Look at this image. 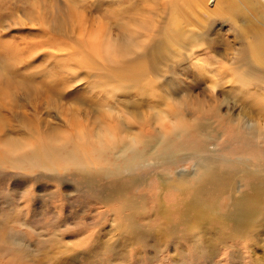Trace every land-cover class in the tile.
<instances>
[{"label":"rangeland","instance_id":"374dc122","mask_svg":"<svg viewBox=\"0 0 264 264\" xmlns=\"http://www.w3.org/2000/svg\"><path fill=\"white\" fill-rule=\"evenodd\" d=\"M168 1L0 0V138H3L0 148H7L6 140L14 133L32 131L33 134L38 128L43 130L48 127L66 129L65 124L72 117L77 122L81 121L82 126L72 125L73 128L69 130L75 136L79 133L84 136L90 116L95 115L97 110L109 114L104 108H98L99 101L114 103L108 102L106 98L123 101L121 97L124 96L128 97L127 101L134 102L139 98L140 93L134 91L125 95L120 86L127 87L128 84L110 77L105 72L108 70L107 64L82 44V41L90 40L96 33L105 38L101 39L107 45V41L112 45V41L122 42L129 33L133 34L143 48L133 52L132 58L137 55L148 58L150 70L147 81L151 84L146 86L152 92L157 87L162 98L172 101L173 105L177 103V94L181 90L183 68L189 60L194 64L211 61L208 46L224 51L234 67L244 65L254 75V78L249 75L246 80L249 92L264 98V65L250 49V44L257 39L258 34L264 33L262 8L244 0H220V3H216L217 0L216 4L215 0H209L207 9L196 11L189 26H183L186 34L191 33L192 39H204L207 42L204 48L189 50L185 39L178 45L161 43L167 34ZM232 5L236 7L234 10L230 9ZM239 47L250 67L242 59ZM82 74L88 76L84 78L86 81ZM104 74L116 82L100 92L98 79L105 77ZM96 81L99 89L95 88ZM226 81L222 83L224 87H229ZM204 87L202 84L201 88ZM109 90L112 91L111 96L108 95ZM147 95L150 97L152 94ZM81 96L88 98L85 101ZM161 106L157 110H165ZM173 161H177L176 164ZM196 161L190 157L182 161L170 160L163 163L165 165H136L134 169L130 167L122 173L125 179L137 180L132 190H127L130 194L132 191L140 196L154 198L150 202H139L148 214L145 219L142 216L136 219L145 225L143 231L148 239L145 241L147 244L164 246V242H169L171 248H168L167 255H170L171 260L165 258L167 248H161L163 253L153 256L151 252L135 246V242L130 243L131 240L126 237L128 231L121 220H113L111 216L116 213L110 210H114L120 202H98L95 199L100 194L95 199L93 194L78 196L67 182L48 184L44 188L41 182L32 183V178H18L20 174L15 170H0V264H83L86 250L89 252L92 248L94 255L90 261L95 264H196L193 258H210L208 254H196L194 251L204 245L219 250L224 241H208L222 235V224L215 219H212L214 223L197 218H194L195 223H185L187 230L194 231V227H199V230L194 231L199 238L195 235L185 240L162 239L167 236L165 232L169 220L176 214L165 212L171 210L174 204L172 199L158 200L161 191L156 176L173 177L180 170L189 171ZM159 165H163L162 168ZM66 172L61 169L56 175L67 177ZM241 177V174L237 175L236 179ZM101 185L105 189L116 186L100 183L95 191ZM56 190H62L64 195L52 198ZM229 196L226 194L217 202L222 214L229 208ZM104 204H108V212ZM13 236L23 246L18 241L17 245H11L16 240ZM250 239L251 248L243 240L241 243L250 250V255H240L239 251L237 258H222L223 255L216 258L223 259L222 264H264V234L259 233L255 239Z\"/></svg>","mask_w":264,"mask_h":264},{"label":"bare ground","instance_id":"6f19581e","mask_svg":"<svg viewBox=\"0 0 264 264\" xmlns=\"http://www.w3.org/2000/svg\"><path fill=\"white\" fill-rule=\"evenodd\" d=\"M208 1L169 0L167 34L161 43L178 45L185 39L187 46L189 44V50L204 48L207 42L204 39H192L191 33L186 34L183 26L186 28L189 26L190 19L194 17L196 11L207 9ZM244 2L258 4L264 16V0ZM216 3H220V0ZM235 8L234 5L230 6L232 10ZM96 34L90 37V40L82 41V44L107 64L108 70L105 72L110 77L128 84L127 87L120 86L125 95L134 91L136 94L140 93L139 98L134 102L127 101L128 97L124 96L121 97L123 101L106 98L108 102L114 103L99 101L98 108H104L109 114L105 115L99 110L95 115L92 114L84 136L81 133L75 136L69 130L73 128L72 125L82 126L81 121H75L74 117L66 122V129L38 128L36 131L32 129L35 131L33 134L30 131L10 135L15 138L6 140L7 148H0V170H15L20 174L18 178H32V183L41 182L44 188L48 184L60 185L67 182L78 196L88 197L93 194L92 197L95 199L100 194L95 199L98 202H120L114 210H110L116 213L111 216L113 220H121L128 231L126 237L131 240L130 243L135 242V246L151 252L153 256L167 248L165 258L171 260L170 255H167L168 248H171L169 242H164V246L147 244L145 241L148 239L143 231L145 225L136 219L141 216L145 219L148 214L143 204L139 202H150V199L154 198L140 196L132 191L130 194L127 190H132L137 180L125 179L122 173L136 165L138 167L157 165L175 159L182 161L190 157L195 158L197 161L189 171L180 170L173 177L156 176L161 191L158 200L172 199L174 204L171 210L165 212L176 214L169 220L170 224L165 232L167 236L162 239L173 241L194 237L196 235L194 231L199 230V227H194V231L187 230L186 222L195 223L194 218H197L212 223V219H215L222 224L220 225L222 235L208 241L224 242L220 248L216 244L218 251L208 245L195 250L196 254H208L210 257L193 258L196 259V264H222L223 259L216 258L221 255L222 258H237L241 253L250 255V250L241 243L244 241L245 245L251 248L250 238L255 239L259 233L264 234V98L253 95L248 90L249 84L246 80L249 75L253 78L254 75L242 64L234 67V63L224 51L208 46L211 61H198L194 64L189 60L183 68L181 90L177 94V103L173 105L172 101L168 102V99L162 98L157 87L156 91L152 92L146 86L151 84L147 81L150 70L148 58L143 55L132 58L133 52L143 48L142 43L135 39L133 34L129 33L127 39L123 38L122 42L112 41L114 43L112 45L110 41H107L109 45L104 44L105 38ZM256 38L250 44V49L264 65V33H259ZM133 48L134 50H131ZM238 49L242 59L249 66L242 48ZM250 62L259 66L253 60ZM97 67L95 68L98 70ZM99 71L102 75L101 70ZM84 75L82 77L86 81L84 78L88 76ZM104 76L102 79L106 80H102L101 77L98 79L100 89L97 87L99 85L97 81L96 87L94 86L100 92L112 82H116L108 75ZM226 79L229 87H224L222 83ZM202 84L205 85L204 88H201ZM111 92L109 90L108 95L111 96ZM146 93L152 95L149 97ZM159 105L165 110H157ZM66 134L68 136H65ZM163 165H159V168ZM61 169L67 170L65 174L67 177L56 175ZM240 174L243 177L237 180L236 176ZM100 183H112L116 186L105 189L104 185H101V188L95 191ZM226 194L231 196V200L229 208L222 214L217 202ZM63 195L62 190H56L52 198ZM107 205L104 204L106 212L109 211ZM15 239L11 245L18 243L22 245L17 238ZM92 253L93 248L89 252L86 250L83 264H95L90 261L94 255Z\"/></svg>","mask_w":264,"mask_h":264}]
</instances>
